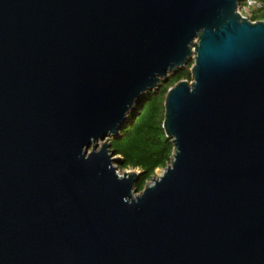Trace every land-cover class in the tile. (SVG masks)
I'll return each mask as SVG.
<instances>
[{
	"label": "water",
	"instance_id": "1",
	"mask_svg": "<svg viewBox=\"0 0 264 264\" xmlns=\"http://www.w3.org/2000/svg\"><path fill=\"white\" fill-rule=\"evenodd\" d=\"M240 0H0V264H264V21ZM169 88L142 191L110 139Z\"/></svg>",
	"mask_w": 264,
	"mask_h": 264
},
{
	"label": "trees",
	"instance_id": "2",
	"mask_svg": "<svg viewBox=\"0 0 264 264\" xmlns=\"http://www.w3.org/2000/svg\"><path fill=\"white\" fill-rule=\"evenodd\" d=\"M248 1L253 4L248 6ZM248 10L245 15L250 21H264V0H240L239 12ZM191 60L186 66L168 74L160 85L137 101L119 134L110 139L116 169L120 172L136 170L138 179L134 184L137 192L151 182L157 171L164 170L171 162L173 145L162 128L164 100L169 88L181 80L191 81Z\"/></svg>",
	"mask_w": 264,
	"mask_h": 264
},
{
	"label": "rangeland",
	"instance_id": "3",
	"mask_svg": "<svg viewBox=\"0 0 264 264\" xmlns=\"http://www.w3.org/2000/svg\"><path fill=\"white\" fill-rule=\"evenodd\" d=\"M248 13V10L245 8L244 10H242V13L240 12V14L242 15V16H244V17H246L245 15ZM114 166H116V163H114ZM118 171V170H117ZM127 171H131V170H127ZM118 174L119 175H122L123 174V172H120V171H118ZM161 174V171H157L156 172V177L157 176H159ZM151 182H149V184H150Z\"/></svg>",
	"mask_w": 264,
	"mask_h": 264
},
{
	"label": "built area",
	"instance_id": "4",
	"mask_svg": "<svg viewBox=\"0 0 264 264\" xmlns=\"http://www.w3.org/2000/svg\"><path fill=\"white\" fill-rule=\"evenodd\" d=\"M253 3L251 1H248V6H251Z\"/></svg>",
	"mask_w": 264,
	"mask_h": 264
}]
</instances>
